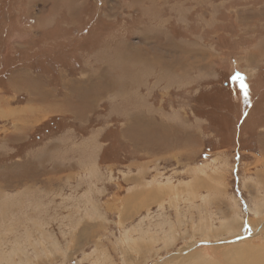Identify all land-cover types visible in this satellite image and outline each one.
<instances>
[{"label":"rangeland","instance_id":"1","mask_svg":"<svg viewBox=\"0 0 264 264\" xmlns=\"http://www.w3.org/2000/svg\"><path fill=\"white\" fill-rule=\"evenodd\" d=\"M251 254L264 0H0V264Z\"/></svg>","mask_w":264,"mask_h":264},{"label":"bare ground","instance_id":"2","mask_svg":"<svg viewBox=\"0 0 264 264\" xmlns=\"http://www.w3.org/2000/svg\"><path fill=\"white\" fill-rule=\"evenodd\" d=\"M201 171V170H200ZM202 172V171H201ZM210 250V249H209ZM217 251V250H216ZM239 254H244V253H239ZM238 254V255H239ZM219 255V254H218ZM255 255V254H254ZM258 255H260V254H258ZM218 257V256H217ZM216 257V258H217ZM244 257V256H243ZM260 257H258V256H253L252 254L251 255H249L248 257H245V259L244 258H242V259H244V261H242V259L239 261V262H236V263H234L233 262V264H247V262H248V264H264V260L263 259H259ZM251 259V260H250ZM236 261H237V259H236Z\"/></svg>","mask_w":264,"mask_h":264},{"label":"snow or ice","instance_id":"3","mask_svg":"<svg viewBox=\"0 0 264 264\" xmlns=\"http://www.w3.org/2000/svg\"><path fill=\"white\" fill-rule=\"evenodd\" d=\"M240 79L242 80L243 78L242 77H240ZM245 87H247L246 85H245ZM246 95H247V93H245Z\"/></svg>","mask_w":264,"mask_h":264}]
</instances>
